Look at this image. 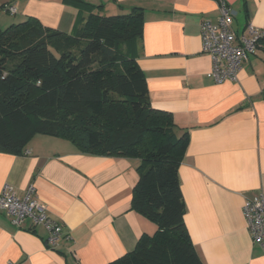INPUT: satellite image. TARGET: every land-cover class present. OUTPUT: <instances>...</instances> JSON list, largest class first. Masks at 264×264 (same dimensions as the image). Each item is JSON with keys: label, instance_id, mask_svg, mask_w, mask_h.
I'll return each mask as SVG.
<instances>
[{"label": "crops", "instance_id": "crops-1", "mask_svg": "<svg viewBox=\"0 0 264 264\" xmlns=\"http://www.w3.org/2000/svg\"><path fill=\"white\" fill-rule=\"evenodd\" d=\"M86 1L108 15L144 9L136 58L152 106L171 112L180 133L189 132L179 177L186 227L200 259L264 264V248L253 241L243 213L246 198L264 194V42L242 63L237 81L217 83L200 33L203 21L218 20L217 0ZM10 5L18 22L32 16L66 33L78 25V8L63 0H0V27ZM232 5L239 11L238 33L247 23L264 29V0ZM138 165L137 158L82 152L44 134L23 154L0 152V191L10 183L22 196L33 183L64 230L57 248H48L43 225L28 218L17 227L0 210V264H107L134 250L143 234L157 230L131 205Z\"/></svg>", "mask_w": 264, "mask_h": 264}, {"label": "trees", "instance_id": "trees-1", "mask_svg": "<svg viewBox=\"0 0 264 264\" xmlns=\"http://www.w3.org/2000/svg\"><path fill=\"white\" fill-rule=\"evenodd\" d=\"M63 1L80 12L70 33L32 16L0 27V152L23 154L44 134L82 152L139 159L131 205L157 230L107 264H204L186 227L179 177L189 132L152 106L136 58L144 9L108 15L86 0Z\"/></svg>", "mask_w": 264, "mask_h": 264}, {"label": "built area", "instance_id": "built-area-1", "mask_svg": "<svg viewBox=\"0 0 264 264\" xmlns=\"http://www.w3.org/2000/svg\"><path fill=\"white\" fill-rule=\"evenodd\" d=\"M217 1L220 9L218 20L201 23L202 50L212 58L209 76L215 82L237 81L242 63L255 53L264 37V29L247 23L238 33L234 28L238 9L232 5V0ZM5 9L13 14L17 12L15 6ZM0 210L5 211L17 227H22L28 218L36 225H43L47 230L48 248H57L64 237L63 226L48 214L46 206L38 200L33 183L28 185L22 196L17 194L15 186L5 183L0 191ZM243 213L253 241L264 248V194L246 198Z\"/></svg>", "mask_w": 264, "mask_h": 264}, {"label": "rangeland", "instance_id": "rangeland-1", "mask_svg": "<svg viewBox=\"0 0 264 264\" xmlns=\"http://www.w3.org/2000/svg\"><path fill=\"white\" fill-rule=\"evenodd\" d=\"M4 12L2 13L4 20L1 22L2 23L1 28L5 29L9 25H11V23H17L20 20V16L18 14L16 15V14H13L10 12H5V13ZM0 19H1V17H0ZM9 19H12L13 21L10 22L9 24H7Z\"/></svg>", "mask_w": 264, "mask_h": 264}]
</instances>
